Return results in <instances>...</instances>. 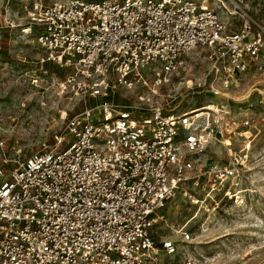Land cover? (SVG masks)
<instances>
[{
    "label": "built area",
    "instance_id": "1",
    "mask_svg": "<svg viewBox=\"0 0 264 264\" xmlns=\"http://www.w3.org/2000/svg\"><path fill=\"white\" fill-rule=\"evenodd\" d=\"M34 8L39 60L65 70L55 88L81 106L49 145L25 155L0 135V264H157L159 253L191 240L184 225L178 240L157 235L160 210L177 194L200 204L243 201L249 141L231 142L228 108L176 112L157 89L201 50L222 86L233 82L264 47L248 15L231 29L208 0ZM239 124L249 125V115ZM211 141L224 146L223 157L205 152Z\"/></svg>",
    "mask_w": 264,
    "mask_h": 264
},
{
    "label": "rangeland",
    "instance_id": "2",
    "mask_svg": "<svg viewBox=\"0 0 264 264\" xmlns=\"http://www.w3.org/2000/svg\"><path fill=\"white\" fill-rule=\"evenodd\" d=\"M48 1L0 0V135L21 156L43 140L49 145L62 131L64 116L81 106L77 96L55 88V77L65 70L39 60L42 51L34 43L30 18L35 4ZM208 1L231 29H237L240 15L246 14L253 33L264 38V0ZM210 65L208 54L201 50L186 68L158 86L157 97L176 112L211 108L215 102L228 108L232 118L228 127L235 131L231 142L240 146L249 141L244 198L239 203L220 198L200 204L180 193L169 200L160 210L158 238L178 240L176 230L184 225L191 240L178 244L174 254L159 253L157 264H180L186 257L191 264H264V47L226 87L220 71ZM243 115H249L247 126L239 124ZM205 152L211 158L225 155L224 146L216 141ZM194 190L199 196L200 191Z\"/></svg>",
    "mask_w": 264,
    "mask_h": 264
},
{
    "label": "bare ground",
    "instance_id": "3",
    "mask_svg": "<svg viewBox=\"0 0 264 264\" xmlns=\"http://www.w3.org/2000/svg\"><path fill=\"white\" fill-rule=\"evenodd\" d=\"M210 106V105H209ZM197 110V109H196ZM226 143H229V141H227Z\"/></svg>",
    "mask_w": 264,
    "mask_h": 264
}]
</instances>
